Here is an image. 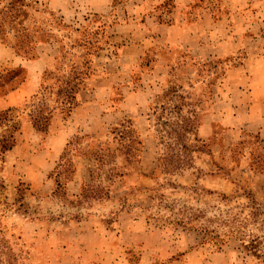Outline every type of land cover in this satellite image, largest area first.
<instances>
[{
    "label": "rangeland",
    "instance_id": "1",
    "mask_svg": "<svg viewBox=\"0 0 264 264\" xmlns=\"http://www.w3.org/2000/svg\"><path fill=\"white\" fill-rule=\"evenodd\" d=\"M87 37L101 50L79 107L38 132L28 115L43 72L61 46L78 60ZM13 69L28 80L0 101L21 123L0 169V264H264V215H251L264 213V172L250 165L264 149V0H0V97ZM126 122L142 158L136 171L119 160L110 199L82 208L56 196L62 162L75 200ZM196 136L206 147L191 154ZM175 144L192 168L162 174Z\"/></svg>",
    "mask_w": 264,
    "mask_h": 264
},
{
    "label": "trees",
    "instance_id": "2",
    "mask_svg": "<svg viewBox=\"0 0 264 264\" xmlns=\"http://www.w3.org/2000/svg\"><path fill=\"white\" fill-rule=\"evenodd\" d=\"M74 33H79V29H75ZM85 32V31H84ZM92 36L89 35V38ZM88 37L84 42L78 43V47H82L85 50V54H81L78 58H83L85 61L79 62L75 59L72 53L65 50L64 46H61L59 50V55L57 56L56 66L53 70H45L41 77L40 90L36 96L37 103L34 104L32 110L29 113V120L33 127L40 133L47 134L49 132L52 120L57 113H61L63 117L69 118L79 105L77 95L81 91V88L86 84L87 80L93 74L92 61L89 58L94 53L101 50L100 46L92 42ZM61 43V42H60ZM15 48V47H14ZM76 47H72L74 49ZM16 53L19 56L34 59L38 57L37 53H29L27 57L26 52H20L22 50L15 48ZM23 53V54H21ZM21 69L8 70L6 74L10 73L11 82L14 86L5 91V95L9 92L14 91L17 88V84H21L23 78L17 81L18 75H20ZM3 78V76H1ZM15 79V80H13ZM1 81V80H0ZM4 84V85H7ZM3 86V85H1ZM177 93V92H175ZM179 99H188L184 96H179ZM197 128L200 126L198 120H196ZM21 123L20 120L13 115V109L8 108L6 110L0 111V169L4 164L5 156L10 152L17 143V134L20 130ZM122 131L119 132V138H114V141L118 144V147L114 148L112 151L109 147L99 146L94 153V171L89 173L88 178H92L91 182L86 179L81 181L80 191L75 194L73 198L75 200H69L67 195V184L71 182V177L75 175V170L70 171L68 164L62 162L61 168H64L63 174L67 175V183H61L57 181L56 196L59 194L66 200L72 201L71 204H75L78 207L90 208L93 207L94 203L103 204L104 201L110 199V187L113 185V180L124 176V171L126 167L119 165V160L123 159L128 164L129 168L135 170L134 165L140 164L144 142L134 128L131 122H126L121 125ZM186 131V130H184ZM194 151L200 152L206 147V143L196 136L194 139ZM70 142L66 145L64 151L69 147ZM83 149L89 153L92 149L89 144L83 146ZM168 152L163 153L157 163V170L162 174L170 173L173 171H183L192 168L193 158H188V149L186 146L178 147L175 145L167 146ZM251 167L259 172H264V149L255 150L251 152ZM86 157L91 160L90 154H85ZM66 168V169H65ZM122 169V171H121ZM136 171V170H135ZM61 176V173H59ZM105 181L108 186H105L103 182ZM20 195L23 196L25 192L20 189ZM250 195V194H249ZM252 197V196H251ZM74 201V202H73ZM253 203L257 204L254 200ZM252 217L259 218L263 216L264 213L260 211L259 208H253L251 212ZM261 225H264V219L260 220ZM259 238L252 240V243L260 245L258 242Z\"/></svg>",
    "mask_w": 264,
    "mask_h": 264
},
{
    "label": "crops",
    "instance_id": "3",
    "mask_svg": "<svg viewBox=\"0 0 264 264\" xmlns=\"http://www.w3.org/2000/svg\"><path fill=\"white\" fill-rule=\"evenodd\" d=\"M219 47L222 49V50H227V49H229V47L227 46V44L226 43H224V44H220L219 45ZM27 80H28V78L20 85V89H21V87H23V86H25V84L27 83ZM19 88L18 89H15L14 91H11L10 93H8L7 95H5L4 97H0V101H2L3 99H5V98H7V97H9V96H11V95H13V93H15L16 91H18L19 90ZM79 94V93H78ZM78 96V95H77ZM78 107H79V105H78ZM77 107V108H78ZM9 108V107H8ZM8 108H5V109H2V110H6V109H8ZM76 108V109H77ZM76 109H74V111L76 110ZM73 111V112H74ZM72 112V113H73ZM72 115V114H71ZM55 118V117H54ZM54 120V119H53ZM53 120H52V123H53ZM52 125V124H51ZM51 127V126H50ZM189 254V253H188Z\"/></svg>",
    "mask_w": 264,
    "mask_h": 264
}]
</instances>
